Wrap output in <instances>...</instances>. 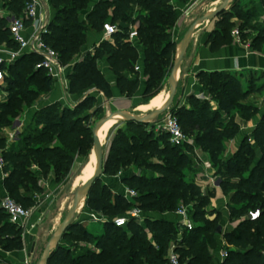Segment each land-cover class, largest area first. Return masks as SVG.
I'll use <instances>...</instances> for the list:
<instances>
[{"label": "trees", "instance_id": "16d2710c", "mask_svg": "<svg viewBox=\"0 0 264 264\" xmlns=\"http://www.w3.org/2000/svg\"><path fill=\"white\" fill-rule=\"evenodd\" d=\"M176 1L186 3L188 0ZM3 2L10 12L17 15L22 13L24 0ZM87 2L88 0H66L62 3L61 0H51L58 12L48 25V31L43 34V40L58 52L62 63L70 61L85 43L86 25L79 22L78 14L86 7ZM135 6L148 13L140 18L137 25V40L143 46L142 71L146 77L141 98L146 102L162 90L163 78L170 72L175 57L177 42L171 39L169 33L173 12L167 0L100 1L87 14L86 20L95 30L102 29L106 22H132L130 16ZM110 7L113 12L108 16ZM231 7L234 10L239 8L236 0ZM225 14L231 16L226 10L219 13L218 16L222 17L216 23V31L212 33L216 39L229 37L227 30L220 29L226 21L223 17ZM239 17L244 26L254 28L250 22L253 13L242 12ZM117 28L112 35L113 43L101 42L92 56L88 55L82 62L74 64L68 76L70 94L93 86L105 97L111 96V86L95 64L101 58L108 62L122 94L131 95L138 90L139 71L134 70L138 49L127 39L129 28ZM263 42L264 28H261L250 41V46L260 49ZM0 44L17 49L3 18H0ZM216 45L217 42L212 44ZM39 61L40 56L37 54L25 53L7 68L14 84L13 90L17 94L11 93L7 101L0 102V150L7 172L2 186L24 208L34 204L32 194L42 192L38 183L40 176L45 177L52 171L58 182L59 178L68 174L76 156L85 157L89 154L93 142L92 129L85 123L87 116L81 115L88 108V103L83 101L73 108H61L60 111L56 110L57 105L43 107L33 117L36 128H41L25 126L20 141L6 147L5 138L1 134L2 128L10 126L16 119L11 117L18 114L23 103H31V91L21 84L28 69ZM33 72L39 74L44 70L34 69ZM198 76L220 106L226 109L227 114L236 110L243 118L249 119L258 112L257 104L245 103L250 95L259 94L264 89V82L256 83L258 77L252 73L245 89L228 72H201ZM41 79L47 88L51 86L48 75H43ZM5 80L7 82V77ZM189 102V109L177 106L169 112L177 116L184 134V126L195 133H190L194 136L193 145H173L167 133L160 130L157 133L153 130L146 131L144 128L149 124L123 121L129 131L119 130L111 139L103 173L115 174L118 168L126 165L142 169L143 174H132L121 179L128 188L136 192V196L128 200L122 195L113 194L98 179L85 197V206L104 215L112 213L121 216L127 207H137L141 212L170 213L179 204L191 205L189 216L194 223L193 228L188 230L182 228L178 221L146 215L143 218L145 224L140 225L135 221L137 223L133 225L130 235L124 231L113 235L103 232L99 235L72 222L62 240L70 242L72 246H77L80 242L86 245L79 252L68 255L63 262H57L61 253H70L69 249L59 245L47 264H167L171 247L179 256L181 264H206L210 259L207 248L216 244L215 236L219 235L216 234V228L221 213L214 209L205 211L211 204L214 192H202L194 180L186 177V173L192 170L188 156L193 151V146L201 147L208 153L211 166L220 179L219 187L229 197L227 210L230 218L238 221L233 230L224 234L228 247L227 257L220 264H264V111L253 131L241 138L238 149L232 155L223 156L224 140L238 131L232 115L223 124L220 113L210 110L207 102L195 98H189ZM96 111L99 112V109ZM119 199H123V202ZM256 209H259L260 214L255 220L246 217ZM105 225L119 229L124 228L127 223L123 227L115 226L113 221ZM20 235L21 230L9 221L7 214L0 208V245L4 248L12 245L15 249H20ZM88 244H95L97 248L91 249L87 247Z\"/></svg>", "mask_w": 264, "mask_h": 264}, {"label": "crops", "instance_id": "0c3cea01", "mask_svg": "<svg viewBox=\"0 0 264 264\" xmlns=\"http://www.w3.org/2000/svg\"><path fill=\"white\" fill-rule=\"evenodd\" d=\"M100 1H111V0H88L86 7L79 11L78 20L79 22H83L86 25V38H85L84 46L82 47L81 50L82 55L80 56L79 59H73L71 63L63 64L61 61L59 62L60 68L58 70V75L56 77L49 76V78L51 79V85H53V87L50 93L44 95L43 101L45 103H49L50 101L53 102L52 101L53 99L55 101V100H59L60 98L65 99V97H67V99L76 97L75 94H70L68 90V86H69L68 76L72 72L74 64L82 62L84 58L88 55L92 56L101 42L108 41L110 43H113L112 37L111 40H104L103 30L102 29L95 30L91 28L86 20L87 14ZM175 1L176 0H172L174 5V11L176 14L175 16L176 21L174 25V30L172 32V36H173L172 40L176 42L179 33L183 28H186L184 31L185 33L187 29L190 27V25L196 19H198L208 11L217 9L219 6H221L224 3L225 0H188L185 4ZM236 1L239 4V6L247 3L248 8L251 7L254 8L255 11L254 10L250 11L251 13H253V17L250 20L251 24L259 23L260 25L264 26V0H236ZM40 3H41V7L39 11L40 16L42 18L43 24L47 26L48 29V25L54 19L55 15L58 12V8L52 5L51 0H40ZM137 8L138 7L135 6V8L133 9V13H136V11L138 12ZM247 11L248 9H246L244 12ZM7 12H10L7 9V6L5 4L4 6L0 4V18H2V15L6 14ZM112 12L113 9L112 7H110L108 9V16H111ZM218 20H219L218 15L211 19H207L192 32V35L190 36L187 42L184 55L182 57V60L180 62V65L176 71V75L174 78L176 84L175 96H177L175 103H178V107H185L186 109H189L190 108V104H188L190 103L189 98H195L200 101H205L208 103L210 110L218 111L220 113L223 124H226L228 120H230V117L232 115L233 122L238 126V131L233 136L226 138L223 142V148H224L223 156H229L232 155L238 149L241 143V138L246 135H249L253 131V129L261 119V115L263 111L256 113L254 116H252L249 119L243 118L238 112H235L234 110H231V114H227L226 109L220 106L219 102L214 98V95H212V93H210L208 89L202 86L198 75L201 72L204 73L228 72L233 76H235L237 79L239 77L244 79L246 75L248 77L252 73V74H256L255 76L258 77L256 83L261 84L264 82V47L260 49H254L250 46L251 40L246 41L242 37H240V40L237 41L233 35L221 39L214 38L212 36V33L217 29L216 23L218 22ZM235 20H237L239 24L244 23L242 18L239 16L235 18ZM106 23H110V22H106ZM27 25H28L27 33L29 34L32 31V27L30 26L29 22H27ZM114 25L116 27L127 26L130 29V28H137L138 22H122L121 20H118L114 23ZM214 42L215 43L217 42L216 46H212ZM135 47L138 48L139 45H136ZM179 49H180V44L179 46L176 45L175 52H179ZM12 51H17V49L9 48L5 44H0V53L4 57H9V54L12 53ZM25 53L28 52L18 51L16 58L12 61V63L8 65V67L12 65L18 57L24 55ZM78 55L79 53L74 55L73 57ZM135 65H138L140 67L139 79L140 82H142V79L144 78V74L142 71L143 60ZM99 70L103 75V77L108 81V83L111 86V96L109 98L105 97L103 93L98 91L96 88H94L96 89V93L94 94V96L96 98H102L103 102L106 104V108L108 107L106 111L108 109L111 111L128 110L130 112L135 113L138 116H143L160 106L159 105L157 107H153L150 109H142V107L146 106L151 99H153L157 95H161L160 103L161 102L163 103L165 99L168 97V93L165 90L164 91L161 90L157 95H155L153 98L149 99L146 102H141V103L136 102L131 104L130 100L127 97L123 96L119 87L117 86L116 77L111 71L109 64L105 58H101L99 62ZM6 73H8L7 70ZM244 80L247 83V79L245 78ZM141 84L142 83H140V85ZM5 87H6V80H4L3 83L0 84V102H5L7 99V90L5 89ZM143 88H144V84L142 90ZM175 96L173 97L171 103L173 102ZM260 97H262V99L260 98L259 101L260 103H263L264 89L262 90ZM129 105L132 106L131 109ZM23 122L26 126L25 120H23ZM8 131H9V126L2 128V135L5 136L4 138L6 141V147L12 145V143L8 141V135H7ZM250 142H252V140H250ZM188 144L193 145V143L191 142H188ZM198 149H199L198 147L193 146V151L189 153V155H194V154L196 155ZM200 154H202V158L200 157V159L198 160L200 167L197 168L194 177V182L201 187L202 192H207V191L214 192V197L211 198V206L217 208V211H219L222 214V217L226 219L225 215L227 213V204L229 202V197L222 192L220 187H215L212 185V180L217 178L218 176L215 174V170L210 169L212 166L210 163L208 153L202 149ZM0 155H1V150H0ZM202 162L204 163L203 165L205 167L202 166L201 164ZM39 179H40L39 184L43 189L44 194L51 192L56 186H58L52 171L48 173V175H46L45 177L40 176ZM119 181L121 182L123 188L121 192V194L123 195V190L126 187V185L121 181V179ZM3 190L4 188L2 186V183H0V193H2ZM35 196L43 197L42 195L37 196V194ZM214 200L222 201V205L218 206L217 204L214 203ZM65 208H66V204L64 201V204L62 205L60 204L58 209L56 210V217H55L56 220L57 218H59L62 211L65 210ZM39 209L43 214L44 211H42L41 208ZM81 215H82L81 219L85 220L87 224H94L96 222L95 224L97 225V223L100 222L101 224L99 223L98 224L102 227V223L106 222L105 217H101L98 214L96 215L95 213H92L86 209H83L81 211ZM176 219L177 221L179 220L178 217ZM236 225L237 223L227 220V227L229 228L227 229L228 230L227 232L233 230ZM32 230L29 231V233L26 236L31 235L30 233L32 232ZM52 236L50 237V239L52 238ZM50 239L48 240V242L50 241ZM218 242L220 243L221 248H224V245L227 246L225 239L223 240L220 239L218 240ZM87 247L90 248V244H88ZM0 254L5 258L7 256L6 260H9L8 263L12 262L13 264H19L25 258H29L33 261L34 246L31 245L30 242L29 244H24L22 248L11 252L3 253L1 250ZM220 263L221 262L219 261V257H217L215 264H220Z\"/></svg>", "mask_w": 264, "mask_h": 264}, {"label": "rangeland", "instance_id": "374dc122", "mask_svg": "<svg viewBox=\"0 0 264 264\" xmlns=\"http://www.w3.org/2000/svg\"><path fill=\"white\" fill-rule=\"evenodd\" d=\"M234 1L235 0H233L232 4H230L228 9L226 10L227 13L228 14L230 13L229 15H231V16L229 17L227 14H225L223 16L224 20H226V21L223 22V26L220 29L227 30L228 36L233 35V31L237 29L240 32V36L244 40H246V41L252 40L254 37L257 36L258 30L261 28H264V26L260 25L259 23H254L253 24L254 28L250 29V28L244 26L243 24H239V22L237 20H235V18H237L239 16V14L244 12L246 9H248V11H253L254 8L253 7L248 8V6H247L248 4L246 3V4L240 5L237 10H234L231 7V5H233ZM61 2L64 3V2H66V0H61ZM167 2L170 5V9L173 12L172 25L169 24V26H170L169 33L171 34V39H172V37H173L172 32L174 30V25H175V21H176V17H175L176 14L174 11V5H173L172 0H167ZM175 2H178V1H175ZM179 3H181V2H179ZM182 4H185V3H182ZM249 9H251V10H249ZM137 10H138V12L136 11V13H132V15L130 16V19L132 22H139L141 17L148 15L147 11H145L144 9L137 8ZM218 17L220 19L222 16H218ZM185 29L186 28H183L181 30V32L179 33L178 39L176 41L177 42L176 45H178V46L180 44V39L182 38V35H183ZM138 40L133 42L134 46L139 45V47L136 49L140 50V52H138L139 50L136 51V60L134 61L135 64H138L143 60V54L141 52V50H143V46H142L141 42L140 43L138 42ZM83 46H84V44L81 46L78 56L72 57V59L70 61H68V60L63 61L64 62L63 64L71 63L73 61V59H79L80 56L82 55L81 50H82ZM262 47H264V42H263ZM100 60L101 59L95 61V64L97 65L98 68H99ZM34 69H36L35 66L33 68L31 67L28 69V73L25 75L24 79L22 80V84H21L22 87L31 91V96L29 97L31 99V103L29 105H25L23 103L19 109L18 114L11 117V118H19V119L25 120L26 128H35V129L41 128V127L36 128L35 124L33 123V117L37 116V113L43 107H47V106L57 105L56 110L60 111L61 108H66V107L73 108V107H75L76 103H80L83 101L87 102L88 108L83 110L81 112V115L87 116L85 123H86V125L90 126L91 129H93L94 125L99 120H101L103 117H105L108 112L111 111L109 109L106 111V109L108 107L106 108V104L103 102L102 98H96L94 96V94L96 93V89H94L95 87H93V86H91L89 88H85V89L81 90L80 92L76 93L75 94L76 97L68 98V99H67V97H65V99L60 98L59 100H55V101H54V99L53 100L51 99L53 102L50 101L49 103H45L43 101L44 95H47L48 93H50V91H52L53 85H51L49 88H47L41 79V77L43 75H45V74L47 75L46 70H44V72H42V73L36 74L33 72ZM168 75H169V73L167 74V76H165L163 78V88H162V90L163 91L165 90L167 93L169 90ZM253 75L255 76L256 74H253ZM5 76L8 79L6 82V87H5V89L7 90V99H6V101H7L9 99L11 93H13V95H16L17 91L13 90L14 84H13V81L10 80L9 74L6 73ZM248 77L246 75L245 78L248 79ZM145 79H146V77L144 76V78L142 79V82H140L142 84L139 85V88L136 92H134L131 95L123 94V96L127 97L130 100L131 104L136 103V102H140V103L143 102L141 97H142V92H143L142 87H143V84L145 83ZM244 79H242L240 77L238 78V80L240 81L239 83L241 84L243 89H245L247 87V83ZM201 84L203 87L205 86L202 81H201ZM260 95H261V93L252 94L248 97L247 100H245V103H250L251 105L258 104L257 105V111L258 112L264 111V102L260 103V101H259L260 98L262 99V97H260ZM176 98H177V96H175L173 102L170 103V105L161 114L165 115L167 112L170 111V109L176 108L178 106V103H175ZM71 103H72V105H71ZM188 104H190V103H188ZM129 106L131 109L132 106L131 105H129ZM97 109H99V112L96 111ZM161 114H159L153 121H151L149 123L150 126L145 127L144 129L146 131L153 130L155 133H157L158 132V128H157L158 126H157L156 120ZM143 116H145V115H143ZM123 121L115 122L112 125L113 127L111 126L110 129L107 131V136L105 137L104 143L102 144L105 156L108 154L111 139L118 133V131L119 130L127 131V132L129 131L126 128L125 122H123ZM184 130L186 132L185 135H186L187 140L189 142L193 143L194 136L190 135V133H193V131H190L188 126H184ZM193 134H195V133H193ZM2 136L5 137L4 135H2ZM250 143H252V142H250ZM180 146H182V144H180ZM196 147H198V146H196ZM198 148L199 149H198V152L196 153V155L194 154V155L188 156L190 159V162H188V163H189V165H191L190 167L192 170L191 171L189 170V172L186 173L187 179L194 180L197 168L200 167L198 160L200 159V157L202 158V154H200V152L202 151V148L201 147H198ZM92 152L93 151H92V147H91V150L87 156H85V157L76 156L74 158L72 167L70 168L68 174L63 178H59L58 182H56L58 184V186H56L51 192L46 193L47 195L43 193V189H42L41 193L37 194V196L42 195L43 197H41V196L36 197L35 195L32 194V196L34 198V204L32 206H30L29 208H34L31 221L35 224V228L30 233L31 235H28V236L20 235V239H21V248L24 246V244H29L30 242H31V245L34 246L33 264L37 263V261L39 260L41 254H42L43 249L45 248L46 244H48V240L55 233V231L58 229V227H59L62 219L66 215L68 209L73 205L74 191H75L76 187L82 182L80 177H81V174H83V168L90 161L89 159H91L90 154ZM197 155H200V156H197ZM1 156H2V154H1ZM201 164H202V166H204L203 162ZM210 169L215 170L212 167ZM143 173H144V171L140 168H137V167L132 166V165H126L123 168H118V171L115 174H113V173L104 174L103 173L100 177V182L103 184H106L110 188V191L113 194L122 195L121 192H122L123 188H122L121 182L119 180L122 179L124 176L132 175V174H143ZM39 180L40 179H38V183H39ZM64 201L66 204V208H65V210L62 211L61 215L56 220L55 219L56 210L58 209L60 204L61 205L64 204ZM119 201L122 203L123 199H119ZM214 203L217 204L218 206L222 205V201H220V200H217V201L214 200ZM181 206H185V205L179 204L175 208V211H177ZM39 208H41L42 211L45 212V213L43 212L44 215L41 213V210ZM136 208L137 207H127L126 211H124V213L120 214L121 216H126L128 218L127 225L124 228L114 229L113 227L105 225V223H107V222L111 223V221H113V219H115L118 216L115 214H112V213H108V214L104 215L100 212L89 210L85 206V196H84V198L82 200L81 208L79 209L78 212H76L74 214L71 221L77 222L78 224H81V226H84L91 233H95V234H99V235L102 234L103 232H107V233L113 235L115 232L116 233H122L123 231L127 235H130L132 233L131 229L135 223L138 222V224H140V225L145 224L143 221V218L146 215H148L150 217L155 216V217H161V218H166V219H170L173 221H177L175 211L170 212V213H168V212L158 213L156 211H154V212H149V211L144 212L143 211L140 213V215L138 217L131 218L130 212ZM83 209H86L92 213H95L96 215L98 214L101 217H105L106 222L102 223V227L99 225V224H101L100 222H98L99 224L97 223V225L95 224L96 222L94 224H87L85 220L81 219V216H82L81 211ZM210 209H214V211H217V208L212 207L211 204L208 205V207L206 208L205 211H210ZM246 217H247V215H246ZM225 218L226 219H224L222 217V214H221V218L217 222V225L222 226V233L220 235L215 236L216 237V244H214L213 246L209 245L207 248L208 255L210 256V259L207 260L208 264H215L216 258L218 257V252L220 249H222L220 247L221 245L218 242V240L225 239L224 233H226L228 231L227 229H229L227 227V220L234 222V223L238 222L237 220L230 218V214H229L228 210H227V213L225 215ZM135 221H137V222H135ZM85 245H86L85 243L80 242V243H78L77 246H72V244L70 242L65 241V240H61L60 246L65 247L66 249H69L70 253H68V252L67 253H61L59 258L57 259V262H63L64 259L66 257H68V255H73V254L79 252L82 249V247ZM90 248L96 249L97 246L95 244H90ZM227 248L228 247L226 245H224L223 249L227 250ZM1 250L3 253H5V252H11V251H14L17 249H15L14 246H12V245H10L7 248H4L3 245H0V251ZM6 259H7V256L5 258L4 256H2L0 254V264H13L12 262L8 263L9 260H6ZM182 261L184 263V259H182Z\"/></svg>", "mask_w": 264, "mask_h": 264}, {"label": "built area", "instance_id": "2783aa9c", "mask_svg": "<svg viewBox=\"0 0 264 264\" xmlns=\"http://www.w3.org/2000/svg\"><path fill=\"white\" fill-rule=\"evenodd\" d=\"M0 4L4 6L3 0H0ZM40 0H24V6L20 15L12 12H7L2 15V18L6 22V26L9 30L11 38L17 44V51H12L9 57H4L0 53V84L5 80L7 67L16 58L18 51H26L28 53H35L40 56V61L36 63L35 68L44 69L47 71V75L50 77H56L60 68V57L58 52L48 45L43 40V34L48 29L43 24L40 16ZM27 22L32 27L31 33H27ZM104 40H111L112 35L118 30V28L111 23H104L103 27ZM233 36L237 41L240 40V32L236 29L233 31ZM128 41L133 44L137 41L138 33L137 28H130L128 32ZM135 71H139L138 65L134 66ZM157 128L168 134L169 141L173 145H180L188 143L186 135L181 129L180 123L176 115L171 112H167L161 120L157 122ZM25 124L22 119L16 118L9 126L8 141L12 144H16L20 141ZM5 162L0 155V183L7 176V172L4 169ZM220 179L217 177L212 180V185L219 187ZM123 196L126 199L132 200L136 196V192L133 189L125 187L123 190ZM0 208L7 214L9 221L21 230V235H27L29 231L35 228V224L31 221L33 215V208H24L22 205L13 200L6 190L4 189L0 195ZM191 205L181 206L175 215L178 217L179 225L182 228L191 230L194 226L189 212ZM140 209L136 208L130 212L131 218L138 217L140 215ZM260 214L259 209L250 211L247 217L251 220H255ZM128 218L126 216H118L113 219V223L117 227H123L126 225ZM264 257V251L262 252ZM219 261L222 263L227 257V250L220 249L218 252ZM19 264H33V261L29 258L23 259ZM167 264H181L179 256L174 252V248L169 249L167 255Z\"/></svg>", "mask_w": 264, "mask_h": 264}, {"label": "water", "instance_id": "95a60500", "mask_svg": "<svg viewBox=\"0 0 264 264\" xmlns=\"http://www.w3.org/2000/svg\"><path fill=\"white\" fill-rule=\"evenodd\" d=\"M233 0H225L224 3L219 6L217 9L208 11L198 19H196L190 27L187 29V31L184 33L181 41H180V49L179 52H175V57L173 61V65L171 67V70L168 75V84H169V91H168V97L165 99V101L154 110L148 112L145 116H138L133 112H130L128 110H116L111 111L106 114L105 117H103L101 120H99L92 129V151L96 155V167L93 175L89 177L88 179L82 181L75 189L74 191V202L73 205L70 207L64 218L62 219L58 229L53 234L52 238L48 242V244L45 246L44 250L42 251V254L37 261L36 264H47L52 252L56 249L57 246L60 245V241L62 240L63 234L67 231L69 226L72 223V218L74 214L78 211L82 204V200L84 196L86 197L91 186L100 179L101 175L103 174V165L105 160L104 155V149L103 145L100 143L99 140V133L103 129V127L108 123L110 120H112L116 115H122L125 117L124 121H135L140 122L143 124H149L151 121H153L159 114H161L171 103L175 91H176V84L174 81L176 71L180 65V62L182 60V57L185 52V48L187 45V42L192 35V32L194 29H196L201 23L206 21L207 19H211L222 11L226 10L230 4H232ZM85 190L84 195H82L83 191ZM222 233V227L221 225H218L216 228V234Z\"/></svg>", "mask_w": 264, "mask_h": 264}, {"label": "bare ground", "instance_id": "6f19581e", "mask_svg": "<svg viewBox=\"0 0 264 264\" xmlns=\"http://www.w3.org/2000/svg\"><path fill=\"white\" fill-rule=\"evenodd\" d=\"M160 99H161V95H157L156 97L151 99L150 102L146 106H143L142 109H150V108L157 107V106L161 105L162 102L160 103ZM124 119H125L124 116L116 115L112 120H110L108 123H106V125L103 127V129L99 133V140H100L101 144L104 143V139L107 136V131L110 129V127L115 122L123 121ZM90 158H91V159H89L90 161L83 168V174H81V177H80L81 181H84V180L88 179L89 177H91L95 171V167H96V155H95V153L92 152L90 154ZM84 192H85V190L83 191L82 195L84 194Z\"/></svg>", "mask_w": 264, "mask_h": 264}]
</instances>
